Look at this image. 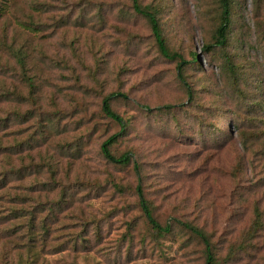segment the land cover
Masks as SVG:
<instances>
[{"label": "rangeland", "instance_id": "1", "mask_svg": "<svg viewBox=\"0 0 264 264\" xmlns=\"http://www.w3.org/2000/svg\"><path fill=\"white\" fill-rule=\"evenodd\" d=\"M7 2L0 34L6 30L14 44L27 46L32 60L27 74L34 75L36 88L30 93L21 70H12V62L7 66L0 57V96L10 92L12 98L0 102L2 141H12L9 133L21 140L43 126L46 141L40 150L56 154L62 180L64 165L74 164L66 175L72 182L75 178V216L68 219L69 212H63L49 226L47 236L58 240L46 242L40 262L203 264L202 246L185 230L152 235L134 192L132 168L107 163L98 152L100 142L119 129L101 113L100 101L117 91L127 97L113 98L112 108L128 127L113 151H134L157 218L201 226L211 236L219 264H264V109L246 111L255 99L246 92H255L262 70L254 44L264 0H234L232 32L239 40L233 38L229 50L241 64L239 87L245 97L235 93L218 63L202 51L199 71H184L194 91L190 103L175 63L161 56L148 22L134 13L131 0ZM139 2L158 7L166 45L185 57L199 51L216 23L214 0ZM28 15L38 31L21 26ZM165 104L174 105L171 113L141 107L154 110ZM219 132L227 134L225 143L217 144ZM255 205L263 217L253 232ZM74 236L75 251L53 253L61 243L70 248L64 242Z\"/></svg>", "mask_w": 264, "mask_h": 264}, {"label": "trees", "instance_id": "2", "mask_svg": "<svg viewBox=\"0 0 264 264\" xmlns=\"http://www.w3.org/2000/svg\"><path fill=\"white\" fill-rule=\"evenodd\" d=\"M216 5V23L211 29L209 39L203 43L199 51L190 50L188 56L179 51L171 50L165 43L162 29L158 21V7L152 5H142L139 0H131L134 13L141 15L149 24L151 33L161 56L166 60L175 63L176 77L185 89L188 103L194 98V91L190 86L184 71L187 68L199 71L201 63L199 54L203 51L212 61L218 63L219 69L226 80L231 83L232 89L237 95L243 96V90L239 87V81L243 78L241 64L236 62V56L231 54L229 48L233 45V38L239 40L232 32L233 30V10L234 0H214ZM8 13L7 0H0V21ZM21 26L29 31H38V26L31 15L27 20H22ZM236 25V24H235ZM234 25V27H235ZM256 40L254 51H256L255 61H260L262 70L258 76V84L255 92L246 96L254 95V101L246 106V111L263 112L264 109V18L261 13L257 14L255 22ZM14 35H10L5 30L0 34V57L3 56L7 66L12 62V70H21L23 81L30 93H33L36 84L34 75L27 74L32 64L31 56L27 46L14 44ZM8 68L10 73L12 70ZM7 91V90H6ZM16 97L17 94L14 93ZM126 98L124 93L109 91L105 93L100 101L101 113L118 126V131L104 138L98 147L100 156L112 165L127 167L130 166L134 173L136 184L134 192L140 210L155 238L167 237L177 234L176 230L183 229L189 235L195 237L202 246L203 264H219L213 251L211 236L196 224L180 218H167L160 221L155 215V207L147 197L143 186L142 168L134 158V151L127 149L120 153L113 151V147L118 144L120 138L127 133L128 122L118 112L112 108L113 98ZM10 92L0 96V102L10 101ZM21 99V98H20ZM22 103L21 101L18 102ZM147 112L171 113L173 104H165L154 107L151 110L148 106H141ZM226 117V116H225ZM250 119L255 116L249 115ZM26 119V118H25ZM2 118H0V132L2 128ZM5 129L7 126H3ZM8 129V128H7ZM228 132L229 126H227ZM43 126H36L27 134L26 138L15 140L14 134L9 133L11 140H3L0 134V264H42L43 246L49 243V239H58L47 236L51 230L49 226L58 223L60 214L66 212L70 216H75V204L72 205L75 195V178L70 179L66 175L71 172L73 163L66 164L64 178L62 180L61 165L56 159V154L47 155L40 148L45 141ZM4 135V134H3ZM217 144L227 139V134L219 132L214 135ZM45 138V137H44ZM42 139V140H40ZM63 167V166H62ZM72 173V172H71ZM73 175V174H72ZM68 179V180H67ZM69 182L66 183V182ZM119 189L120 185L114 184ZM71 213V214H70ZM253 221L251 229L256 232L262 226L263 213L258 206L253 208ZM75 223V222H74ZM50 235V234H49ZM70 244V248H62L59 244L54 248L53 253L71 249L75 251V236L64 242ZM64 244V245H65ZM3 250L12 251V254H4Z\"/></svg>", "mask_w": 264, "mask_h": 264}]
</instances>
